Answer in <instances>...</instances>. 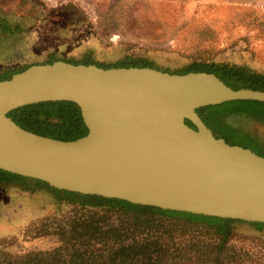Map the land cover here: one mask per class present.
I'll return each mask as SVG.
<instances>
[{
    "label": "water",
    "instance_id": "obj_1",
    "mask_svg": "<svg viewBox=\"0 0 264 264\" xmlns=\"http://www.w3.org/2000/svg\"><path fill=\"white\" fill-rule=\"evenodd\" d=\"M245 99L264 101V91L207 71L36 63L0 80V169L83 194L264 222V156L216 137L197 111ZM58 100L79 105L86 135H42L8 115Z\"/></svg>",
    "mask_w": 264,
    "mask_h": 264
},
{
    "label": "rangeland",
    "instance_id": "obj_2",
    "mask_svg": "<svg viewBox=\"0 0 264 264\" xmlns=\"http://www.w3.org/2000/svg\"><path fill=\"white\" fill-rule=\"evenodd\" d=\"M0 15H7L17 27L9 34L0 27V72L43 61L53 50L60 57L78 59L91 52L103 62L138 55L169 70H180L196 60L264 70V0H0ZM50 16L51 29L57 32L47 30ZM237 124L264 139V121ZM73 209L74 205L58 203L46 190L25 191L16 183L0 182V240L8 241L3 249L31 251L56 245L53 236L36 238L35 229L48 216L53 229L61 219L55 215H71ZM171 221L175 224L166 223L159 232L185 248L186 255L193 237L215 240L198 225ZM26 228L32 230L28 238L18 236ZM170 228L172 232L166 231ZM229 245L248 251L243 259L252 264H264V230L238 223Z\"/></svg>",
    "mask_w": 264,
    "mask_h": 264
},
{
    "label": "trees",
    "instance_id": "obj_3",
    "mask_svg": "<svg viewBox=\"0 0 264 264\" xmlns=\"http://www.w3.org/2000/svg\"><path fill=\"white\" fill-rule=\"evenodd\" d=\"M0 27L4 34L15 32L17 29L11 25L7 15H0ZM58 59L73 63H92L104 68L147 66L172 73L207 71L215 73L234 88L249 87L264 91V70L246 64L196 60L180 70H169L156 67L138 55H126L115 62H103L96 60L91 52L78 59L60 57L57 51H52L43 61L15 65L1 71L0 75L7 73V76L0 80L10 78L33 64L51 63ZM197 111L216 137H223L233 145L251 148L264 156V139L237 124L240 121H264V101L231 100L203 106ZM8 115L25 129L54 138L73 140L88 133L81 109L73 101L28 104L12 110ZM186 121L194 126L190 120ZM0 182L16 183L25 191L46 190L58 203L68 202L74 205L73 214L55 215L61 219L53 229L49 226L53 224L50 222L53 220L50 216L41 222L42 227L35 229L36 238L53 236L56 245L46 249L9 252L2 246L8 241L0 240V247L4 250H0V264H252L251 261L243 259L249 256L248 251H237L229 245L236 235L237 224L246 221L165 210L118 198L59 189L47 181L3 169H0ZM171 219L198 225V230H203L215 240H196L193 237L194 241L188 243L186 255L185 248L177 246L159 232L166 223L175 224ZM247 223L260 231L264 230V222ZM31 231L26 228L23 234L18 236L28 238ZM166 231L172 232L173 229ZM14 238L16 240L18 237Z\"/></svg>",
    "mask_w": 264,
    "mask_h": 264
},
{
    "label": "flooded vegetation",
    "instance_id": "obj_4",
    "mask_svg": "<svg viewBox=\"0 0 264 264\" xmlns=\"http://www.w3.org/2000/svg\"><path fill=\"white\" fill-rule=\"evenodd\" d=\"M52 17L53 16H50V19L48 20V25H50V27L49 28H47V30H48V32H51V33H53L54 31L55 32H57V29L56 28H53V29H51V26H53L54 25V20H52ZM69 18V17H68ZM68 18H66V19H68ZM53 24V25H52ZM61 31H63V30H61ZM56 34V33H55ZM62 37H64V35H62ZM53 51H55V50H53ZM52 52V51H51Z\"/></svg>",
    "mask_w": 264,
    "mask_h": 264
}]
</instances>
